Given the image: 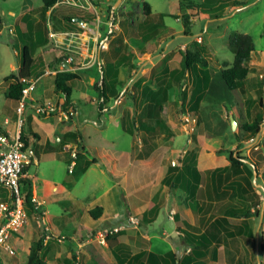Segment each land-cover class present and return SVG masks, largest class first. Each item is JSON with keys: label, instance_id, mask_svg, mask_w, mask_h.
I'll return each instance as SVG.
<instances>
[{"label": "rangeland", "instance_id": "obj_1", "mask_svg": "<svg viewBox=\"0 0 264 264\" xmlns=\"http://www.w3.org/2000/svg\"><path fill=\"white\" fill-rule=\"evenodd\" d=\"M22 1L24 0H12L11 3L0 0V11L4 12L3 15L0 13V104L7 102L4 97L6 85L3 84V77L10 73V65L16 67L20 62L19 43L30 45L29 37L24 36L25 38L20 41L15 35H10L15 24L10 22L13 19L6 14L8 10L19 13V7L22 5L19 2ZM29 1L31 10L41 5V0ZM174 1L113 0L107 4V12L102 8H96L103 23L99 27L100 37L110 41L109 50L111 48L118 53L134 54L132 62L136 69L129 71L121 69L117 88L118 99L111 100L106 105L112 110L110 111L112 116L102 114L99 117L95 111L97 114L94 120L95 128L101 132L97 133L99 140L90 126H86L82 134L85 136L91 132L95 138H92L90 143L95 145L99 142L100 149L103 148L102 154L110 152L114 146L116 154H121L122 157L129 153L130 158L127 161L129 163L125 169L120 168L116 173L110 169L107 162L99 161V166H93L91 172L86 175L78 173L74 182L67 179L64 183L65 189L76 194L75 201L65 198L62 203L54 201L46 206L39 202L41 213L28 215L22 232L14 234L10 241L14 255H7L0 250V264H26L27 247L37 241L40 235L45 237V264H60L65 259H69L70 264H117L114 251L119 243L118 240L115 241L113 235L120 231H124L130 237L128 244L134 252L150 249L162 254L172 250L181 258L182 255L189 253V248L179 237L181 235L171 217L186 208L183 201L185 195L179 188H173L172 185L161 186L160 182L167 168L176 167L179 170L181 162L186 164L191 156L200 153L208 135L216 139L217 149L222 150V153L213 159L212 167H228L229 153H240L246 163L255 168L256 177L254 178L252 169V177L248 178L250 186L243 183L247 192L242 193L240 197L230 198L233 205L251 212L252 217L245 222L253 232L252 238L237 236L231 239L225 235L220 236L215 246L208 250L203 264H264V140L259 142L257 148L244 141L240 149L237 148L238 144L235 141L236 134L240 135L242 127L246 124L258 122L259 131L262 130L261 134L264 133V0H238L244 6H228L227 12L223 8L217 12L212 7L213 3L203 4L204 0H178V6ZM142 2L151 7L154 21L157 20L158 12L165 13L164 24L168 28L158 30V40L152 48L143 47L141 44L140 49H137L135 41L132 40L134 38L132 25L143 19ZM200 7L207 9L208 16L217 20L206 22ZM79 12L74 7L60 5L54 9L52 16H49V13L44 18L38 16L42 44H46L45 51H56L61 58L68 55L64 47L48 36V26L54 32L77 31L75 24L69 26L62 24L61 16L71 14L78 16ZM111 15H114L115 19H110ZM184 15L189 16L190 36L178 33L184 30L182 22ZM110 29L112 33H109ZM123 29L126 30L124 35L120 33ZM231 32L249 35L254 44V51L248 62L249 79L241 88L229 94L230 112L225 107L227 104L217 103L214 92L213 94L210 92L195 113L186 104L181 105L177 88L170 89L168 100L161 112V119L167 130L158 131L155 141L157 149L146 159L132 158V150H135V155L140 154L143 147L141 139L144 135L138 132L133 136L126 135L124 117L130 114L135 119L143 109L145 105L141 98L143 88L155 90L156 80L165 69L180 67L179 50L199 51L209 62L210 72L215 77L224 68L225 60L230 63L232 61V54L227 48V36ZM177 34L179 37H176ZM15 51L19 53L18 56L15 55ZM87 87L90 89L88 94L94 96L92 86ZM185 90L187 94L191 93L189 85ZM261 100L263 105L260 104ZM90 102L92 98L83 103L77 100L74 105L77 108L78 105L85 108L93 107ZM93 103L97 110L96 97ZM90 110H85V113H92ZM230 116L236 122L234 131L231 130ZM89 117L92 118V114ZM51 122L52 119L49 118L43 122V126ZM170 134L173 136L172 140L167 137ZM74 148L77 153L74 162L82 163L85 154L81 148H84V145L81 141H76ZM67 154L70 159L71 151ZM67 169L69 173L70 169ZM197 170L202 176L201 193L197 197V202L198 205H202L201 209L203 208L205 212L197 221L194 202H188L187 216L182 213L183 211L180 214L185 225L195 226L197 231L201 232L205 231L215 218L224 215L229 200L217 202L213 193L209 192L211 168L200 165ZM29 173L31 175L37 173V176L54 182L55 185H49L48 190L61 193L62 188L59 185L61 177L65 174L62 163L41 162L37 170L30 167ZM231 179L233 180V177ZM120 191L124 192L130 206V216L126 219L123 217L124 214L114 217L115 213L110 209L113 205H108L110 201L117 199L115 195L120 194ZM119 200L121 201L120 197ZM149 202L150 206L158 204L160 213L153 223L145 224L140 221L139 214L148 207ZM97 206L101 207L102 216L99 221H94L88 216V211ZM230 223L239 225L242 220L230 219ZM17 237L20 241L16 244L14 241ZM22 239L27 245L25 248ZM70 246H74L75 259H72Z\"/></svg>", "mask_w": 264, "mask_h": 264}, {"label": "trees", "instance_id": "obj_2", "mask_svg": "<svg viewBox=\"0 0 264 264\" xmlns=\"http://www.w3.org/2000/svg\"><path fill=\"white\" fill-rule=\"evenodd\" d=\"M5 1V0H3ZM113 0H93L94 5L98 8H102L108 11L107 4ZM57 0H41V6L32 11L31 14H38L42 18L46 17V14L51 10L50 14L55 9ZM206 2L213 3L214 5L219 3L216 9L221 10L228 6H244L243 3H239L236 0H204ZM141 11L143 20L137 24L136 30L137 35L140 36V43L145 47H151L155 39V29L163 26V16H159V22L152 24L151 22V10L149 4L146 2L141 3ZM100 13V12H99ZM79 19H86L85 16L78 15ZM110 18V16H109ZM73 17H65V20L75 24ZM110 19H115L114 15H111ZM183 19V34L190 36V22L189 16L184 15ZM39 23L33 24L30 22L27 25V31L24 35L30 38V45H23L20 53V64L13 72L4 78V82L8 84L5 97L8 101L13 103L15 106L20 101L25 84L21 82L22 79H31L34 70L33 53L35 49L42 44V33L39 29ZM114 24V21H113ZM32 36V37H31ZM24 37V38H25ZM42 38V39H41ZM227 48L232 54L231 63L224 62V68L216 74L215 77L211 78L206 59L201 55L199 51H182L179 50L181 55V63L178 69L171 71L165 70L162 75L157 78L156 90H151L149 87H144L142 90L143 100L146 102V106L143 108L145 112L144 117L141 116L139 119H132L129 121L125 132L129 136L135 135L137 132H142L143 137L141 139L142 150L140 154L135 155V150H132V158L146 159L150 154L157 148L154 140L158 135L159 130H167L166 125L161 119V112L163 104L167 101L168 90L172 84L175 83L178 89V99L181 105L192 103L193 112L197 113L201 102L211 92L216 96L217 103H226L225 106L230 112V97L229 94L239 88H241L248 76V62L250 55L254 51V44L252 38L247 34L231 32L227 36ZM133 54H120L116 60L112 63L104 66L100 65L99 76L92 86V91L97 94V113L101 115L106 107V104L111 100L118 98L117 88L119 86L118 73L121 67H128V70L136 69L134 63H132ZM58 75L55 80V92L58 96L63 98V109L67 110L72 106L71 102V88L65 84L67 80L74 79L73 75L64 76L62 80H59ZM191 80V94L190 100H187V92L183 86H185L187 79ZM261 105L263 102L261 100ZM24 123L26 125H24ZM137 124V125H136ZM29 122H23L20 127L19 136L24 144L32 145L29 136L34 140L38 137L28 132ZM241 134H236L237 148L240 149L241 143L254 137L259 132L258 122L246 124L241 129ZM168 132V131H167ZM169 140L173 139L170 134L167 136ZM217 141L213 136L208 135L206 141L202 147V150L197 155L191 156L190 160L186 164H182L181 171L178 172V168L169 167L167 175L162 180V184L169 185L172 179L171 176H175V184L180 183L184 188L185 193L191 199L195 198L196 191L200 185V175L197 171L198 166L211 168V181H212V193L214 199L217 202L229 200L226 204V210L224 215L219 218H215L209 225V227L201 234H190L184 235V240L190 247V254L178 259V256L172 252H167L163 256L154 257L157 264H203L202 260L208 255V250L215 246L220 236L225 235L231 237V239L237 236H247L252 238L253 232L249 225L245 222L247 219L252 217L251 212L245 208L235 206L230 201V198L240 197L242 193H246V189L243 183L250 186L248 178L252 177V166L246 163L245 158H242L240 153L230 152L229 153V166L223 168L212 167V161L216 155L222 153V150L217 149ZM185 158V157H184ZM74 169V168H73ZM174 177V176H173ZM233 177V180L231 179ZM236 179V180H235ZM24 193H25V205L27 208L28 215L32 212L40 214L38 209L34 208L31 203L33 197V186L29 180H24ZM123 207L128 212V206L125 201L122 200ZM153 206V205H152ZM157 209L151 207L149 210L140 215L139 219L145 224L153 222L156 217ZM102 215V209L95 207L89 211V216L93 220H98ZM152 216L149 218V216ZM127 217V216H126ZM129 217V216H128ZM127 217V218H128ZM229 219L242 220L239 225H232ZM124 232L120 231L113 235L115 240L119 236L124 238ZM44 235H40L37 241L33 242L29 248L27 255L26 264H45L46 250L44 249L45 244ZM74 246H70L72 259H75ZM262 248V247H260ZM130 254L128 251H123L122 254L117 255L116 259L119 264H125ZM139 258L140 254L134 256ZM60 264H70L69 259L63 260Z\"/></svg>", "mask_w": 264, "mask_h": 264}, {"label": "crops", "instance_id": "obj_3", "mask_svg": "<svg viewBox=\"0 0 264 264\" xmlns=\"http://www.w3.org/2000/svg\"><path fill=\"white\" fill-rule=\"evenodd\" d=\"M5 1H9L12 3V0H5ZM236 1L239 3H242L238 0H236ZM19 4H22L19 7V13H15V11H13V10H8V12L6 14L11 19H13L10 22H13L15 24L13 26V28H11L10 35H13V36L15 35L16 38L21 41V39L24 38V35L26 34V31H27V25L26 24H29L30 22L37 23L40 20H38V16H39L38 14H31L32 11L35 10L36 8H34L32 10L29 9V7H30V1L29 0H24V1H22V3L19 2ZM170 4H172V2H170ZM174 4H176L178 6L179 1L175 0ZM217 6H219V3L212 5L213 8H216ZM13 7H14V4H13ZM39 7H37V8H39ZM55 9H56V7H55ZM224 9L226 12L228 11L227 7H225ZM150 10H151V22H152V24L158 23L159 22V16L160 15L163 16V21H162L163 26L155 29V31H154L156 37L153 41V44H152V46H153L156 43V41L158 40V35H159L158 30L160 28H168V27L164 24V18L166 17L165 13L158 12L156 15L157 20L154 21L153 20V18H154L153 12H152L151 7H150ZM200 10L204 12V17L206 19L205 20L206 22L209 23V20H211V21L217 20L216 18L212 19L211 16H208L207 9H204V7L203 8L200 7ZM219 11L220 10H218L217 12H219ZM50 12H51V10H49L47 12V14L49 13V16H52V14H50ZM0 13L3 15L4 12L1 10ZM47 14H46V16H48ZM79 14L84 16V14H82L81 12H79ZM61 17H62V24L68 25V26L74 25V24L66 21L65 17L78 18L77 15H75V14L74 15L73 14L64 15ZM208 18H211V19H208ZM142 20L140 22L132 25V26H134V33H133L134 38L132 40L135 41V43H136L135 48H137V49H140V46L142 43H140V36L137 35L136 26H137V24L141 23ZM131 24H133V23L131 22ZM202 24L200 26H202ZM109 33H112L111 29L109 30ZM120 33L122 35H124L126 33V30L123 29L122 31H120ZM178 33H183V32L180 30ZM100 36H101V32H100ZM176 37H179V34H177ZM112 38H114V37H112ZM99 41H100L99 43L105 41L108 44V49L102 50V51L101 50L97 51V46H96L95 42L91 41L89 44L88 54L97 55V57L101 61L100 65H102V66L114 62L120 54L124 53V52L118 53V51H114L111 48L109 50L110 41H107V39H103V37H100ZM152 46L150 48H152ZM22 47H23V44L20 42L19 43L20 51L22 50ZM45 47H46V44H41L35 49V51L33 53L34 70H33V73H32L33 75H32L31 79L37 78L38 81L35 85V88L30 93L29 98L26 99V101H25L26 104H25V107H24V110H23L21 117H19L16 114V107L17 106H15L13 103L8 101L6 99V97L4 96L5 99L7 100V102H9V103H7L5 101L2 104H0V130L5 131L10 136H15L17 134V132H20V127H21V126L20 127L18 126V120L21 119L23 122H26V121L29 122L28 132L36 135L38 137V139L34 140L31 136H29V140L32 144L31 146L33 147L34 153H35V161L32 165H30L25 170V177L27 178L26 180H29L33 186V197L37 200V202L43 203L46 206L47 204L54 202V201L62 203V201H64L63 199H65V198H67V200H69V201H75L76 194L73 193V191L69 192L68 189H65L64 183L67 179H71L72 182H74L76 180L75 177L77 176L78 173L82 174V176L86 175L87 173L91 172L90 170L93 169V166H95V165L99 166V161L101 163L107 162V165L110 167V169L113 172L118 173V171H120V168L125 169L126 164L129 163V162L127 163V161H129L128 158H130V154L129 153L125 154V157H122L121 154H119V155L116 154L115 146L113 149H111L110 152H103V154H102L101 152H102L103 148H101L102 150L100 149L99 142H98V144H95V145L90 143V141H92V138H93V136L91 135V132H89L85 136H83V134H82V132L84 131L86 126L87 127L90 126L91 128H93L92 132L96 133V138H98V140H99V135H97V133L98 134L101 133L97 128H95L96 126L94 124L95 115H97L96 114L97 110H96V107L94 106L93 102H95V97L97 98V94L95 92H93L94 96L89 95L88 92L90 91V89L87 87V86H93L94 82L97 80V78L100 74L99 73L100 65L96 64L92 67L87 68L88 70H75L71 66L65 64L64 58H61L59 56L58 52H56V51L52 52V51H47V50L45 51L44 50ZM143 47H145V46H143ZM182 51H185V50H182ZM15 55L18 56L19 53L15 51ZM179 56H180V60H181L180 53H179ZM134 57H135V55L133 54V58ZM133 58H132V61H133ZM225 61L230 63L227 60H225ZM206 62H207V60H206ZM132 63H134V62H132ZM19 64H20V62L16 65V67H14L13 65H10V73L13 72L16 68H18ZM208 64H209V62H207V68H208L210 77L213 78V75L210 72ZM121 69H127L128 70V67H121L119 69V73H118L119 82H120V71H121ZM174 69H178V68H171V69H165V70L171 71ZM162 73L160 75H162ZM8 75H6V76H8ZM58 75L60 76L59 80H62L64 76H68V75H73L75 77L74 79H70V80H67L65 82V84L71 88L72 106H70L67 110L71 109L73 111V115L70 116L68 119L63 118V113L67 111V110L63 109V101L64 100L61 96H58L55 92V85L54 84H55L56 77ZM6 76L3 77V82H4V78ZM249 76H250V73L248 74L246 81L249 79ZM3 84L6 85L5 90H7L8 84L5 82ZM188 85L191 87V80H189V78L187 79V82H186L185 86H183V87H187ZM155 88H157L156 83H155ZM173 88H177V85L175 83L172 84L170 89H173ZM169 90H168V94H169ZM5 94H6V92H5ZM168 94H167V100H168ZM190 94H187V100L188 101L190 100ZM90 98H92V102H90V105H93V107L87 106L85 108V107L79 106V105H78V108L75 107L74 104L77 102V100H81L83 103V102H86V100L89 101ZM141 98L143 100L142 95H141ZM117 99H115V100H117ZM46 102H50L52 107L48 111H46L44 108H43V110H40V107H43V105ZM143 102L145 104L143 106V108H144L146 106V102L144 100H143ZM186 105L189 107V109L192 108V103H188ZM88 109H91L90 111L92 113L89 112V114H86L85 110H88ZM109 109L107 107H105L102 114L104 116H108V117L112 116V114L110 113V111H112V110L111 109L109 110ZM144 113L145 112L142 109L134 120L139 119L141 116L144 117V115H145ZM91 114H92V118L89 117ZM99 117H101V116L99 115ZM49 118L52 119V122L49 124H46V126H43V122L47 121V119H49ZM124 118H125L124 120H125V130H126V127L128 126L129 121L132 120L133 118L130 116V114H126ZM85 120H86V122H84ZM139 133H141L143 135L142 132H139ZM125 134L128 135L126 132H125ZM157 136H156V139L154 140V142L157 140ZM103 138L107 139L106 137H103ZM58 139H59V141H58ZM76 141H81L82 145H84V148H81V149L83 150V153L85 154V156H84L85 158L83 159L82 163L81 162H74V169L72 171H69V173H68L67 168H68L69 164L72 162V157H70V159H71L70 160L68 158L67 153L69 151H71V153H72L75 150L74 144ZM141 146H142V143H141ZM88 148H89V150H88ZM90 152H92V153H90ZM41 162H44V163H46V162L47 163H49V162L62 163L63 169H65V174H64V176L61 177V183L59 185L60 188H62L61 193H59V192L56 193V192L48 190L49 185L50 186L55 185L54 182L48 181L47 179H45L42 176H37V173H35L34 175H31L29 173L30 167H34L37 170L39 168ZM182 164L183 163L181 162L180 163L181 167H182ZM179 171H181V168H179L178 172ZM197 171L200 175V185L198 186V189L196 191V195H195L194 199H191L188 196V194L185 193V190L180 185V183L175 184L174 178H175V176H177V174H174L173 175L174 177L171 176L170 179H172V180L170 181L169 185L162 184V180L167 175L168 168L166 170L164 177L161 179V182H160L161 186L172 185L173 188H177V189L179 188L183 192V194L185 195V197L183 198V201L186 204V208H184V211L179 210L177 213L175 212L176 214L173 215L171 218L174 222L176 230L181 235L179 237H181V239L183 240V242L187 246H188V244L184 240L185 234H187V233L201 234L202 232H204V231H201V232L197 231V228H195V226H189V224L185 225L184 224V218L182 219L181 214H180L181 211H183L182 213H184V215L187 216L188 206H189L188 202L189 203L194 202L195 214H196V216H198L197 221H199V219H200L199 216L205 212L203 208L201 209L202 205L201 204L198 205V202H197V197L201 193L200 189L202 187V176H201L199 170H197ZM209 183H210L209 184V188H210L209 192H212L211 174L209 176ZM115 196H117V197H115L117 199L110 201V203H108V205L109 206L113 205V208H110V209H113V213H115L114 217H116L117 215L124 214L123 217H124V219H126L128 216H130V206L128 205V203L125 199V194L123 191H120V194L118 193V195H115ZM119 197L121 198V201L119 200ZM9 198L10 197H9L8 189L6 187L0 185V202H7V201H9ZM43 199H44V202H43ZM122 200L125 201L126 205L128 206V212L127 213L123 207ZM151 202H149L148 207H146L144 210H142L139 215L143 214L144 212H146L147 210H149L151 207L154 206L155 209L158 208L156 217H154V219H153V222H154L156 220V218L158 217L160 210H159L158 204H151V206H150ZM97 207H99V206H97ZM39 211L41 212V208H39ZM89 211H88V216H89ZM33 214H35V212L31 213V215H33ZM27 215H28V213H27ZM151 217L152 216L150 215L149 218H151ZM100 219H101V217L98 219V221ZM94 221H97V220H94ZM229 221H230V219H229ZM142 223H144V222H142ZM123 236H124V238L122 236H120L117 239L119 244H118V247L114 251V258L116 259L117 255L120 256V254H122L123 251H128L130 256H129L128 260L125 262V264H157L158 262L156 260H153L152 256H154V257L163 256L167 252H172V253L176 254L178 256L179 260L190 254V247L189 246H188L189 253L182 255L181 258L177 252L172 251V250H169V251L162 253V254L154 252L150 249H148L147 251L146 250H137L134 252L133 249H131L130 244H128V242L130 241L129 240L130 237L128 235H126L125 232H124ZM117 240H115V241H117ZM19 241H20V239L17 237L14 242L17 244ZM22 242H23L22 245L25 248V246H27V245H25L23 239H22ZM44 244H45V241H44ZM29 248L30 247H27V255L29 252ZM138 254H140V257L135 258L134 256H136ZM26 260H27V258H26ZM116 262H117V264H119L117 259H116ZM202 262H203V260H202ZM178 264H179V262H178Z\"/></svg>", "mask_w": 264, "mask_h": 264}, {"label": "built area", "instance_id": "obj_4", "mask_svg": "<svg viewBox=\"0 0 264 264\" xmlns=\"http://www.w3.org/2000/svg\"><path fill=\"white\" fill-rule=\"evenodd\" d=\"M66 5L74 7L84 14L86 19L75 23L77 31L68 32H54L48 26V36L52 38L55 43L64 47L68 55L64 58L65 64L71 66L75 70H85L96 64L100 65V60L95 54H88L90 42H95L97 51L107 50V43L105 41L99 43L101 24V17L97 14L96 6L93 0H57L55 6ZM85 50L86 52L82 51ZM38 79H22L21 82L25 84L22 97L16 107V114L21 117L25 101L29 98L30 93L35 88ZM52 107L50 102H46L43 108L48 111ZM41 112V111H40ZM73 115L71 109L63 113V118L68 119ZM22 120H18L20 127ZM259 131L255 137L247 140V144L257 148L259 142L264 140V133ZM59 141V139H58ZM76 151L71 153L72 162L68 168L70 171L74 168V161L76 158ZM35 153L31 145H25L20 139L19 132L15 136H10L5 131L0 130V185L4 186L9 191V201L0 202V250L7 255H14V248L10 244L12 236L18 234L27 223V208L25 205L24 180L25 170L34 163ZM174 166V164H172ZM178 165V164H177ZM176 166V165H175ZM31 203L34 208L38 209L40 203L32 197ZM35 214H37L35 212Z\"/></svg>", "mask_w": 264, "mask_h": 264}, {"label": "water", "instance_id": "obj_5", "mask_svg": "<svg viewBox=\"0 0 264 264\" xmlns=\"http://www.w3.org/2000/svg\"><path fill=\"white\" fill-rule=\"evenodd\" d=\"M74 22L78 23V22H80V19L76 18V19H74ZM229 119H230L231 130L234 131L236 129V122L234 121L232 116H230ZM252 169H253V175L255 178L256 177V170L253 166H252Z\"/></svg>", "mask_w": 264, "mask_h": 264}]
</instances>
